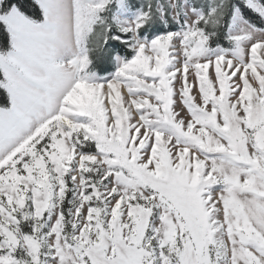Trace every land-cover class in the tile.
<instances>
[{"label":"snow or ice","instance_id":"6c2138e0","mask_svg":"<svg viewBox=\"0 0 264 264\" xmlns=\"http://www.w3.org/2000/svg\"><path fill=\"white\" fill-rule=\"evenodd\" d=\"M0 264H264V0H0Z\"/></svg>","mask_w":264,"mask_h":264}]
</instances>
